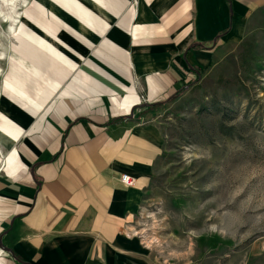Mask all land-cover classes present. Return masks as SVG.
Segmentation results:
<instances>
[{"label":"crops","instance_id":"0c3cea01","mask_svg":"<svg viewBox=\"0 0 264 264\" xmlns=\"http://www.w3.org/2000/svg\"><path fill=\"white\" fill-rule=\"evenodd\" d=\"M262 28L264 0H27L0 75V264L131 253L154 111Z\"/></svg>","mask_w":264,"mask_h":264},{"label":"rangeland","instance_id":"374dc122","mask_svg":"<svg viewBox=\"0 0 264 264\" xmlns=\"http://www.w3.org/2000/svg\"><path fill=\"white\" fill-rule=\"evenodd\" d=\"M223 52L153 113L163 148L117 264H264V28Z\"/></svg>","mask_w":264,"mask_h":264},{"label":"bare ground","instance_id":"6f19581e","mask_svg":"<svg viewBox=\"0 0 264 264\" xmlns=\"http://www.w3.org/2000/svg\"><path fill=\"white\" fill-rule=\"evenodd\" d=\"M26 1L27 0H0V24L2 25V29L0 30V35L3 37L4 34L7 37L4 45H1L2 43L0 42V48L2 47L0 49V62L1 61L3 62V60L6 59L7 50H8L7 43L8 40H10L9 39L10 36H13L15 26L18 23V19L20 16L19 8L23 6L26 3ZM2 72H3L2 68L0 67V75Z\"/></svg>","mask_w":264,"mask_h":264},{"label":"built area","instance_id":"2783aa9c","mask_svg":"<svg viewBox=\"0 0 264 264\" xmlns=\"http://www.w3.org/2000/svg\"><path fill=\"white\" fill-rule=\"evenodd\" d=\"M120 180L121 183L125 186L131 187L133 185V181L130 180L127 176H122Z\"/></svg>","mask_w":264,"mask_h":264},{"label":"trees","instance_id":"16d2710c","mask_svg":"<svg viewBox=\"0 0 264 264\" xmlns=\"http://www.w3.org/2000/svg\"><path fill=\"white\" fill-rule=\"evenodd\" d=\"M182 93H183V91H178V92H176V94H175V96L173 97V99L178 98Z\"/></svg>","mask_w":264,"mask_h":264}]
</instances>
